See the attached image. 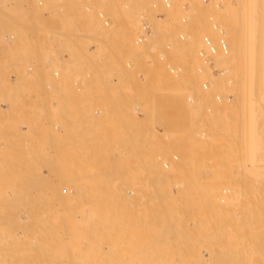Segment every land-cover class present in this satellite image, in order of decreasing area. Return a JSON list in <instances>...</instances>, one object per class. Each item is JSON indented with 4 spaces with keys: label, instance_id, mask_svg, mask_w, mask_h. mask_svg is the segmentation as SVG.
Returning <instances> with one entry per match:
<instances>
[{
    "label": "rangeland",
    "instance_id": "374dc122",
    "mask_svg": "<svg viewBox=\"0 0 264 264\" xmlns=\"http://www.w3.org/2000/svg\"><path fill=\"white\" fill-rule=\"evenodd\" d=\"M170 1L172 3L171 6L166 8L163 5L161 0H0V264H37L41 262H42L41 264L43 263L52 264L53 262H55L53 264L59 263V262H56L57 260L56 258L61 254L60 252L62 251L61 249H64L65 251V247L69 245L70 242H72V240L65 239L66 240L65 241V240L60 239L59 241L61 242H59L55 237H52V239L50 238L49 240L46 239L47 240L46 242L43 239L41 241H44V243L43 242L40 243L39 241L40 236H38L36 233L38 231L33 230L28 225H23V221H22L23 220V205H26L27 193L23 192V177H22L23 176V166L22 164H23V157L26 156L28 159H31V157H36L39 160L37 164L39 165L40 170L43 169V172H45V174L51 172L48 174L49 177L47 175L45 176V179L47 177L46 180H49V181L51 180V183H52V175H54V172L52 171L54 170L52 169L49 171L47 167L48 164H49L50 169L51 168L55 169V167H57L55 166L56 165L55 161L57 160L55 158L61 157L63 155L62 154L61 156H59L61 153L60 150L63 151L62 153H65L66 152L65 150L68 146H69L68 149L72 150L74 148V147L72 148V146H75V144L78 145V146L76 145L77 146L76 150H79L80 152L75 151L74 149L72 150L73 158L71 157V154L69 155L70 158L67 161H69L70 165L68 166H71V164L72 166L66 169H68V171L70 169L71 172H68L65 169L66 172L64 170V173L63 172L62 174L60 173V176H59L58 172L59 170H61L60 168L62 167L63 164H61V167H59V170H58V167L56 168L58 172L55 171V174L57 173L58 176L57 175L56 176L58 178L62 176L63 178H65V180L64 179L59 180L56 177L57 178L56 182L58 183L60 181V184L61 185L63 184L62 186H64L61 189L65 188L67 189L68 194L69 192H71V194L72 193L74 194V196L73 194L71 195V198L73 200V205L76 204L75 207L79 204L78 202H80V204L84 206L83 202L85 203L86 195L90 197L91 193L95 191V188L99 189L98 191L101 192L100 191L101 182H103L101 184H102V187H104V188L101 187V189H106L108 187V186L106 187V185H103L106 180L99 178L100 174L104 175L105 172L106 173L104 176L111 177L112 175L116 176V174L120 176L119 177L121 180L120 182L123 185L121 184L119 187L120 189L118 190L121 191V189H123L121 191L123 193V191H125L126 189L127 190L129 189L127 193L125 191L126 193L125 196L127 195L126 200H129V201L132 200L131 197H133L134 193L131 194L129 193V191L130 189L135 191V188H136L135 192L137 193V195H136V198L135 196L134 198L135 200L137 199V202H138V197H139V201H140L138 202V205L136 206L137 208L136 209L133 208L136 211L137 215H139V216H136V218L137 217H140V218L137 220H135L134 218V220H132L131 218L133 215L130 214V217H131L130 220H132V222L135 221L133 226L134 225L137 226V227L135 226L134 228H137V229L139 228L138 230L133 229L134 231L130 228L132 226L127 227L126 225L125 227V225H123L124 223L128 224L131 222L130 220L128 222V219H126L125 221L123 220V218L125 219L127 218V216L124 217L122 215L123 213L118 214V213H121L119 207H121L120 205L122 203V200L125 199L123 197V194H122L123 199L120 200L121 203L120 202L117 203V205L119 206L118 208H116L118 209V212L117 213L114 212V213H116L115 216H117V214L118 216L117 217L114 216L115 219H113V221L115 224L112 223L113 222L112 221L111 223L114 225V227H111V228L115 229V226L117 224H118L117 227L121 225L122 232L119 230L120 233L119 232L116 233L117 229H120V227L116 228L115 230L113 229V232L115 233V235L118 234L116 238H117V241L121 245H118V242L116 241V239L115 241H113L114 240L113 238L115 237L114 233L111 232L110 235L109 233H106L105 225L104 226H101V225L100 226H96V225L88 226L87 227L88 232H89L88 235L86 234V232L84 231L82 232L81 230V229L85 230L84 229L85 227L78 226L79 227V229H77L78 232H75L77 231L76 230L77 227H74L75 231L73 233H76L74 235L77 237L72 236V239L74 242V243L73 242L71 243L72 246L76 245L75 248L80 247L81 251H83V252L81 251L80 252L81 254L83 253L85 257L87 256L86 253L94 254V252L96 251V254H95L96 256L88 254L90 257L87 256L86 258H84L83 257L84 255L82 254L81 256L83 257V259L80 255L79 256L81 258H78V255L75 256L76 259L78 258L76 262L80 264H86L89 262L90 259H92L91 257H93L94 261L92 259L90 260L91 262L88 264H93L92 262H94V264L99 263L101 262V260L105 258H106L105 259L106 262L108 263H112V264L118 263L119 264L120 260H123L125 262V260L130 258L128 256L132 254L134 257L137 256L139 260L135 258L138 261L137 262L135 260L136 262L135 263L134 259L132 261V259L130 258L132 261L131 264H140L139 262L142 261L141 259H143L145 264H150V262L152 264L154 259H151V261H149L150 257L156 254L157 252H158L157 253L158 255L162 254L161 251L164 249L163 248L161 250L159 249V251H156L159 248L158 246H160L159 243H162V242H159L161 241V238L158 241L157 237H159V235L161 237L164 234L162 232H166L167 231L166 229H168L167 225H169V224L166 225L162 223L164 221L166 222V220H164L165 218L163 219L162 217L163 216L162 214H164L165 212L168 213L167 210L169 208L167 209L166 207H169L171 205L172 207H174L172 204L173 203L172 200L174 201L177 198L178 199L180 198L181 201L179 200L177 203L175 201L174 204H176L175 205L176 209H177V206L180 205L179 203L182 201L185 202V204L184 202H182L183 203L182 206L184 207L186 203H188L185 200L191 201L192 196L195 197V195L198 194L196 197H199L200 195H201L200 197H204V195H206L205 192L207 190H208L207 194H210L211 192H209V190L211 191V189L209 188V186L212 185V189H214V192L212 191L214 195L213 194L212 195L215 198H212L211 194L209 195V197L210 199H214L212 200L213 202L210 201V199H208L209 202H207L208 200L205 199L206 205H203L200 202L202 198L201 199L199 198L200 201L197 200L198 203H196L197 201H195V203L192 204V206L194 207H191V203L189 202L190 204H187L186 206L189 205L190 207L185 206L183 208L181 206V208L183 209L178 208L179 210L184 211L183 213H185L186 215L184 214L183 216L184 217L187 216L185 218L186 220L185 219L182 220L181 218H184V217L178 216L179 214L177 215L178 211L176 212L175 207H174L172 211L176 212L175 214L177 215L178 220L181 219L182 223H184V225H182L183 227L181 225H180L181 227L177 226L178 221L174 223L177 218L175 217L174 212L170 211L168 213L170 214V216H172L171 213L174 214L172 217V219L175 220V221L173 220L174 222L172 221L171 217L165 213L167 216L166 219H169L167 221H170L171 223L169 227L170 230L171 228L174 227L172 223L174 225L177 224L172 229V232L175 229L177 230V228L178 229L181 228V230H178V231L182 232L185 226V230H183L182 235L181 234L179 235L181 236L180 238H182L183 236V238L185 237L187 239L188 237L190 238L193 236L194 238L197 239V240H193L194 238L190 239V240L195 241L194 245L193 243L192 244L190 243L193 241L189 242V239H187L188 242L191 244V246L193 245L194 248L196 247L195 250L193 248V251L190 252L192 247L190 246V244L188 246V244L185 243L187 240L185 238L184 239L186 241L183 238L182 239L179 238L180 240L176 239L177 234L173 235V233H169L171 231L168 230L169 235L172 234L171 236H174V237L172 239V237L170 236L172 240L170 242L168 240L169 235H167V232H166V235L168 236V238L167 236L164 235L169 241L167 243H170V244L166 243V246L172 245L171 249L166 247L167 249L166 253L167 251L169 252L172 249L173 250L171 251V253L174 250H176L175 251L176 253L175 252L174 253L178 257L174 256L176 257L174 258V260L176 259L175 262L177 261L178 262L177 264L181 263V259L183 257L181 258L180 256L185 255V252L188 249H189L188 252L191 254V256L193 255L192 257H195L194 255H196L197 259L200 256L204 260L206 256V259H208V261H206L205 259L203 264H206L207 262L209 263L210 261L213 262L214 264H222V262H220L221 261L220 259H222V261L224 262L223 264L226 263L225 261H227V264H236V262L239 260L241 264L243 262L242 260H245V259H246L244 262L245 264H249V262L250 264L251 263L252 264H255V263L264 264V259H263L264 252H262V250H264L263 248L260 251V253L262 252L261 254L252 253L251 248L249 246H248L247 252H245L244 250L240 251L243 255H241L240 252L237 254L236 253L230 254V252H227V249L234 246L233 244L234 242L231 241L232 238L234 240L235 237L236 238L241 237L240 239L243 238L244 240V238L247 239V237H249V234H252L253 236L250 235V238L256 239L255 236L258 237L256 235L257 234L256 229L258 228L257 226H259L260 224L262 228L259 226L260 228L257 229V231L260 229L258 231L260 234L258 233V235H261L260 238H263L264 236V223H263L264 222L263 220L264 219V208H263L264 207V204H263L264 195H262L264 193L263 191L264 189V186H263L264 185V176H263L264 175V0H241L242 6H243V8L241 9V12L244 14V17H245L244 39L247 41L246 45H247L249 56L247 55V58L245 60L246 62L243 64V67L246 73L245 75L246 83H247L246 88H248V90L245 91L244 95L243 94L238 95V99H240L242 95L243 96L241 97L242 100L241 99L239 100L240 105H238L237 109L240 112H243V113L245 112V116L243 113H241L245 120L243 119L244 121L241 125L243 124L244 125L241 127L239 126L240 128L237 126H223V124H225L224 122L225 117H224V113L220 111L222 109H218L219 106H220L219 108H221V105L219 104L223 103L224 100L225 101L228 100L227 101L228 103L231 102L232 95L234 96V94L231 93V90L228 88V86L226 90L230 94L224 93V91L221 90L223 89L224 86H226V85H223L224 81L222 78H221V82L219 86H217L218 84L214 85L211 83V78L214 76L212 74H215L217 76L219 74V68L215 66L216 68L212 71L214 67L211 68V66H209L208 64H205L207 65V68H205L204 67L205 65H202L204 64L203 63L204 61L201 59L200 56L197 55L198 54L197 49L199 47L196 50H194V52L191 51V53H193L191 56L195 55V59L193 60L187 59L188 57H191L189 56V52H188L190 50H188L187 53L185 52L186 48L188 47V46L186 47L185 43H187V41L189 42V38L188 40L181 41L178 37L179 32L181 31L189 33L188 30L191 29V25L194 22H196L197 20L196 18L199 15L198 13L201 12V9H202V12L205 13L204 19H206V21L209 24V27H208L209 29H207L209 32L210 26H211L210 17L212 13H213L212 16L215 18V12L213 11L211 13L209 11H212L210 7H212L213 5L211 4L212 3L215 4V1L217 2V0H210V1L209 0L207 1L206 0H170ZM202 4L204 5V7L206 4V7L204 8ZM197 8H200V9L198 10ZM196 9L198 10V12H196ZM102 10H104L107 13L110 19V25L105 26L103 21H101L98 14ZM184 16H187L186 22H184L182 19V17ZM190 17L192 20L190 19ZM144 19H148L152 23L150 24V26L152 25L151 26L152 28L148 27V29L146 30L143 29L141 25ZM149 28H151L153 32L151 34H146L145 31H148ZM156 29H157L156 32L159 33V34L156 33L157 35L154 34V31ZM201 32L203 33H200V37H202L205 31H201ZM163 33H165V35ZM168 33L171 35L168 36ZM189 34H188V37H189ZM140 37L143 38L142 42H140L139 45H136L135 40ZM166 37L168 38L166 39ZM168 44H171L170 48L168 47ZM186 54H188V57ZM261 58H262V62L260 60ZM261 63H262V67L260 65ZM167 64H171V65L173 64V66L177 65L178 67H180L181 74L179 73V75L177 76H175V74H171L167 70V67H166ZM259 66L261 68H259ZM199 67L203 69L201 70V73H199L200 72ZM256 68L257 69L259 68V70L257 71ZM244 70H241V72L244 73ZM260 70L261 72H259ZM209 71L212 74H210ZM152 72L153 73L156 72L157 74L154 73L151 76L152 78L148 77V75H145L148 77V78L147 77L145 78L144 74L146 73L152 74ZM255 72L256 74L261 73L260 75L261 77H259V75H257L258 77H256ZM151 74H149V76ZM155 74L157 75V77ZM216 76L214 77L216 78ZM152 81H154V83ZM252 81L254 85H251ZM204 82H208V85H209L208 88L206 89L203 87ZM252 89H254V91H252ZM227 94L229 95L230 99L226 98ZM188 95L194 96L195 102L193 104L188 103L187 101ZM217 96H219V99H217ZM30 113H33V115H35V118ZM45 113L49 114V116H46V117L50 121L48 120V122H46L45 124H39L40 122L37 123L39 120V117L43 116ZM151 116H153L152 118L153 120H155V122H151V123L147 122ZM153 120L151 119V121ZM32 121H33V124H32ZM171 121H173L174 123ZM38 124H39L38 128H36L35 126V132L37 131L36 129H39V130L40 128L43 129V130H40V132H37L40 136H36L37 135L36 133L35 135L31 134L33 133L32 130H34V128L31 129V127L28 128V126H33V125H38ZM189 124L191 125L189 126ZM96 126H98V128ZM100 126L103 128V130L101 128L99 129ZM232 127H236L238 132H239V129L241 130V132L238 133V134L241 133L242 135V136L240 135L238 136L240 137V139L242 137L241 140H239V138L233 137L234 134L232 132V129H233ZM81 128H84V129H81ZM25 129L29 131V133H25L26 132ZM99 130L100 132L103 131V133L101 134ZM115 132L117 133L114 135ZM111 133H113V135L115 136L114 138ZM29 135H32L33 137L36 136L34 139L31 140L30 143L28 142L30 139L27 138L29 137ZM116 137H117V140H116ZM26 138L29 140L26 141ZM23 140H25L24 142H27V143L24 144ZM111 141L114 142V145L116 144L117 149L116 148L114 149V146L112 144L113 142ZM79 147H81L82 149V154H83V150L86 151V152L84 151L85 156L84 155L80 156L81 154L79 153H81V150L78 149ZM136 149H139L140 151ZM106 150L108 153L106 152ZM27 151H31V153ZM43 152L47 153V156L44 157L45 156L44 155L43 157L47 158L50 161L42 157V155L44 154ZM76 152L78 153L77 154L78 156L75 154ZM139 152L141 154H139ZM32 153H33V156L31 155ZM34 154H37V155L34 156ZM73 154H75L76 156ZM102 154H106V156ZM119 154H120L119 159L122 160L121 165L125 167L127 163H129L126 167L131 168V169L128 170L127 168L125 169L121 167V165H119L120 161L119 163L116 162L118 161ZM116 156H117V159H116ZM74 157L76 160L74 159ZM82 157L84 158L82 159L83 161L80 160ZM42 159H44L46 161L45 163L47 164V166L44 164L42 165L44 168L40 166L42 164L41 162ZM154 159L157 162H155ZM52 160H55V161H52ZM70 160L71 161L75 160L74 161L75 165ZM152 160L156 163L157 166H154L153 162H151ZM59 161H63V159ZM59 161H57V165L59 164ZM89 161L91 164L89 163ZM105 161H107V163H105ZM165 162H167L168 164ZM196 162H198V164ZM80 163L83 164L81 165V167H80ZM144 163H146L147 165ZM52 164L55 167L52 166ZM169 164L171 165L168 167L169 169L171 167L170 170H168L167 168V165ZM129 165L133 166V168L130 167ZM66 166L67 165H65V167ZM74 166H77V167L75 168ZM82 166H84V168L86 166V168H89V169L83 170ZM152 166L155 167L157 171ZM79 167L82 169H80ZM140 168H142V170L143 169L146 170L147 172L143 171V173L145 172L143 174ZM158 169L161 171H158ZM40 170L39 172L42 173V171ZM149 170L150 171L154 170V172H150V176H147L148 177L147 178L145 177L146 176L145 174H148ZM74 171L76 172L79 171V175L80 174L83 175L82 178L80 179L79 177H81V175L79 176L78 172L75 173ZM81 171L83 172L85 171V172L83 173ZM126 171L130 176L128 175L126 176V174L123 173ZM67 172H68V175L65 174ZM163 172H165L166 174ZM140 173L143 176H141ZM157 173L160 174L159 175L160 177L158 176L159 179L156 178L157 177L156 175H158ZM161 173L163 174L161 175ZM42 175L44 176V173ZM84 175L85 177H87L84 179L85 182L82 180L84 178ZM102 175L101 177L104 178ZM163 175H166L164 176V178L167 177V175L168 176L171 175L170 178L174 181H172L169 177L166 180L167 182L165 181V179L161 180L162 179L161 176ZM114 176L113 178L111 177L110 181H107V182L111 183L114 181L113 183H116L118 185L119 178L117 177L118 179H116V177L114 178ZM151 176L155 178L152 179L150 178ZM68 177L69 178L72 177L71 180ZM140 177L145 178V179H142ZM200 177H203V178H200ZM205 177L207 180L205 179ZM66 178L70 181H68ZM73 178L75 179L73 180ZM78 178L80 182L78 181ZM96 178H99V181L101 179L100 183L97 181L98 179L96 180ZM129 178L131 179V181L129 180ZM185 178L186 179L188 178V180H186ZM86 179L88 183L86 182ZM112 179H116V180L111 181ZM127 179L130 182L126 181ZM141 179L143 182H141ZM151 180L154 181V184H156L155 186L151 182ZM168 180L169 181L171 180V181L169 182ZM66 181H68V183ZM183 181H185L187 185ZM61 182H64V183H61ZM69 182H71L72 184L71 183L69 184ZM95 182L96 183L98 182L99 184L97 183L96 185ZM107 182L105 183L109 185ZM126 182H128L127 184H130L131 188L130 186H127ZM81 183L82 184L84 183V184L82 185ZM133 183L135 184V187L134 185L132 186ZM136 183H137V186H136ZM148 183L150 184L148 185ZM189 183L190 184L193 183L191 185L193 187H191ZM52 184L55 185L56 183L53 182ZM116 184H115V188L117 190ZM140 184H143V185H140ZM144 184H147L148 188L146 187L147 185L145 186ZM162 184L167 190L161 187L163 186ZM165 184H167L168 186H166ZM61 185L58 186L59 188H57L56 186L55 188L60 189ZM65 185L67 187H65ZM74 185L76 186L74 187ZM113 185L114 184H111L109 185V187H112ZM152 185H153V188H152ZM157 185L160 186V188H157ZM169 185L171 189L169 188ZM71 186L72 188H70ZM82 186L83 187L85 186V187L83 188ZM261 186L262 188H260ZM149 187H151L152 190ZM180 188L182 190V193L180 192ZM203 188H206V189L203 190ZM84 189L86 190L84 191ZM113 189L114 188H111L109 190H111V192H114L115 190ZM168 189L170 191L171 190L174 191L173 192L174 195L171 192L172 196H170V199L172 198L171 199L172 203H170L169 197H167L169 201L167 202L164 201L162 204L160 202L161 201L160 197L163 194L167 195ZM233 189L234 190L237 189L238 191L237 198L235 200L232 197ZM257 189L262 191V194H259L260 191H258ZM109 190L106 189V191H109ZM157 190L159 193H161L162 190H164V192H162L163 194L162 193L157 194ZM165 190L167 191L166 193H165ZM194 190H195V195L194 194L192 195V193H194ZM254 190H257V191H254ZM43 191H45L46 201L44 204H42V208L45 210V207H47L46 209L48 213L55 214L58 204L55 198L52 197V190L50 186L44 185L43 187H41L40 185V188L38 190V195L40 196V193H42ZM98 191L96 190L95 192L98 193ZM142 191L143 192L146 191V193L148 191H152L155 193L150 192V194H148L149 196L148 198V197H143ZM170 191L168 195L170 194ZM185 191L186 192L188 191L187 195H184L186 194ZM81 192H83L84 195L85 194L86 195L84 196L83 193ZM121 192H118V193L120 194ZM255 192L259 194L258 197L255 196L256 194ZM113 194H115L116 196V193H113ZM119 194L117 195L119 196ZM129 194H131L132 196L131 195L128 196ZM152 194H153V198L156 197L157 199L156 198L153 199L150 196ZM175 194L176 196L177 195L179 196L180 194H183V195H180V197L178 196L175 197ZM188 194L192 196L190 197ZM250 194L252 195V198L251 196H248ZM76 195H78V197ZM260 195H262L263 197ZM158 196L160 199L158 198ZM185 196L186 198L184 200ZM129 197L130 199H128ZM165 197L166 196H164V199H167ZM188 197L190 199H187ZM206 197H208V195ZM81 198L83 201L81 200ZM91 198H92V195L90 199ZM144 198L147 200V202L155 200L154 205L153 203L149 204V205H152L153 208L149 207L147 202H144L145 201ZM256 198L257 199L259 198V200H257ZM141 199L142 200L144 199V200L141 202ZM86 200H87V197H86ZM129 201L127 202L125 201V204L126 203L130 204L128 206L135 205L134 202H133L134 204L132 202L128 203ZM250 201L253 202L255 205H259V207L255 205L248 206L247 204L249 205L252 204L250 203ZM210 202L211 204L214 203V205L212 204L213 207L211 206V204L209 205ZM41 203L43 202L40 201L38 203L37 209L40 208ZM139 203H141L142 206L144 204L143 208L142 209L140 208V209L143 210L145 208L144 209L145 214H144V211L142 212L140 209L138 210V207L141 206V204ZM165 203L167 204V206L165 205ZM220 203H222V208L220 207L221 210H219L220 208L215 209V206L218 208V206H220L219 205ZM80 204L77 206V208L80 207V209H82V205ZM125 204L123 205L122 203L123 207L126 210H128L129 208H127ZM145 204H147L146 207H145ZM160 204L165 207H161ZM194 204L195 205L199 204V205H197V208H196ZM155 206L161 207L160 210H159V207L157 210ZM201 206L204 207V210L206 212L202 211L203 207ZM172 207H170V209ZM200 207L202 208L201 210H200ZM164 208H166V211ZM213 208L215 210H218L219 213L218 211L214 212ZM125 209L122 211L125 212ZM184 209H186V212ZM163 210L165 211L164 213H162ZM208 210L212 211V213L210 212L212 215H209L208 213L210 218L207 216ZM182 211H180V215ZM194 211L195 212L197 211V212L194 213ZM221 211H222V215H220ZM130 212H133V211L130 210ZM188 212H189V215L191 214L190 216L191 221L189 220V222L187 221L188 219H190ZM140 213L142 215L144 214V217L146 216V214L151 216V219L153 220L150 221L151 222L150 227H149V224L147 223V221L149 220V217H148V220H147V217L144 220L142 218L143 216L142 215L140 216ZM247 213H249V215ZM253 213H255V215ZM127 214L129 216V213ZM256 214L258 217H256ZM119 215L120 217L123 216V218H120V220L118 219ZM158 215L161 217V219ZM196 215L197 217L195 220L194 217ZM259 215L261 218L259 217ZM90 216L92 218L91 214ZM158 217H159V220H158ZM91 218L89 217L90 222H91ZM155 218H157L156 221H155ZM198 218L200 219L198 220ZM248 219H249V223H248ZM103 220L102 222H104L105 220L108 221V219H105L104 221ZM207 220H209V222H207ZM154 221L157 222V224L155 223L156 225L153 223ZM216 221H219V222H216ZM99 222L102 224L101 220ZM99 222L97 223L98 225H99ZM136 222H138L139 225L143 223L142 224L143 226L142 225L139 226ZM250 222H252L253 224H250ZM80 223L82 222H79V224ZM105 223H109V222L105 221ZM131 223L128 225H131ZM145 224H147V227L150 230H148V228L145 227L146 226ZM230 224H232V226ZM141 226L143 229L141 228L142 230L140 231ZM163 226H165L166 229ZM250 226L253 228H251ZM255 226L257 227L256 229H254ZM103 227H104V232H105L103 233L104 235H106L104 237H102ZM248 227H250L251 229L248 230ZM144 228L145 230H147V232L150 231V234H148L149 232L147 233L146 231H144ZM186 228H188L187 231H186ZM233 228H236L235 230L239 229L238 230L239 232L236 233V231ZM130 229L132 232L129 231ZM156 229L158 230L162 229L163 230V231L161 230L162 235ZM253 229L255 231H253ZM154 230L156 232L157 231L159 232V235L156 237L157 242L159 243L158 244L156 243V245H155L156 240L154 238V235H157V234L156 232L154 233ZM199 230L201 231L199 232ZM78 233H79V236H78ZM121 233L125 235L121 236L122 235ZM133 233L134 234L136 233V237L133 242V244L134 243L135 244L131 246V243L133 240H130L128 242V239L129 237L132 238L131 234L134 235ZM140 233H144L143 236L146 234L150 236L148 238L149 240H146L148 241V243L145 241L146 239L145 237H148V236L143 237L142 234ZM195 233L196 235L199 233L197 237ZM137 234L138 235L140 234L139 235L140 237ZM183 234L184 235L187 234L188 236L187 235L184 236ZM231 234H233L235 237L232 236ZM83 235L85 236V238L81 237ZM108 235L110 237H108ZM124 236L126 237V239L124 238ZM179 236L177 235V237ZM213 236L216 239H214ZM120 237L122 240H120ZM229 237H230V241L232 245H230L231 243L228 239ZM86 238L90 242L91 240L92 241L94 240L93 241L94 244L91 242V245H90L88 244V241L86 242L81 241L82 239L86 240ZM199 238L200 239L208 238L210 242L209 240H206L207 241L206 242L204 239L202 241L203 242L205 241L204 243H208L209 246L207 244H204L201 240H198ZM54 239H56V241ZM211 239H213L214 241ZM223 239L228 240L230 243L229 244L230 246H228V244L226 245L227 242L223 241ZM153 240L154 242H152ZM176 240H179V241L182 240L181 242L184 241L183 243L186 244L184 246L183 243L179 244L180 242L178 241L177 246H179V249L181 252L187 249L183 254L180 252L182 254L180 256L177 253L179 249H176L175 246H174L175 249L173 248V243ZM110 241L112 244L110 243ZM196 241H198L199 246H197L198 243L195 244ZM125 242L127 244H125ZM151 242L154 244V246L158 247L156 248V250H153V249L150 250L151 248L154 247L153 245L150 244ZM200 242H202L203 245H201ZM85 243L87 244L85 246L86 248L82 246V245H85ZM164 243L165 242L163 240V244ZM210 243L212 244V246H214L213 244H216L215 246L217 247L215 246L214 247L219 250L220 249L222 250L226 247L227 248V249L225 248L226 252L222 250V253H228L230 254V257L228 254H224V257L220 256V257H217L218 259L213 258V260H211L212 259L211 256L216 254L219 250L215 252L214 251L215 248H211ZM62 244H65L66 246L63 245L62 247ZM95 244H96V247H95ZM122 244L124 245V247ZM149 245L151 246V248L148 247ZM164 245H162V247H164ZM218 245H219V248H218ZM108 246L110 248L112 247L113 248L116 247V248L115 249L112 248L109 250ZM144 246H146L147 248L145 249ZM92 247L94 248V252H92L93 251ZM140 247H142L144 250L141 248L139 252L138 249L136 248H140ZM208 247L211 249H209ZM53 248L54 249L56 248V249L54 250ZM243 248L245 249V245H243ZM105 249L106 250L108 249V250L106 251ZM117 249L120 250L121 252L117 251ZM147 249L150 250V253ZM125 250L128 256L127 257L124 256L123 257L125 259L124 260L121 258V256L122 254L123 255L125 254L124 252ZM131 250H132V253H131ZM45 251L47 252L45 253ZM58 251L60 253L57 255L56 253H58ZM66 251L64 253H67ZM98 252L100 253V255H97ZM162 252H164L163 254L166 255L165 249ZM64 253L62 251V254ZM107 253L109 254L112 253L116 257L121 254V256L117 257L121 259H119L118 262H115L117 261V258L116 260L115 258H113L114 261L111 260L112 261L111 262L110 260H107L109 256L105 257ZM148 253L149 254L152 253V255H149ZM169 253L167 254L172 256V254H169ZM102 254H104L103 256L105 258L102 257ZM112 254H111V257H112ZM186 254L188 253L186 252ZM54 255H56L57 257ZM146 255L150 256L148 261L146 259L148 258ZM234 255L237 258L236 257L234 258ZM99 256L101 257L100 261L98 260L100 259ZM170 256H168V258ZM239 256L241 257L244 256V257L241 258ZM251 256H252L251 261H249ZM164 257L161 256L162 259ZM185 257H189V256L185 255ZM208 257H210V259ZM52 258H55V259H52ZM87 258H89L88 262H86ZM95 258H97V260ZM79 259L80 261L82 260L83 261L80 262ZM130 259L127 260V262H129ZM170 259L168 260L171 261ZM184 259L185 258L182 259L183 261L182 263H184ZM235 259L237 261H234ZM50 260H52V263L50 262ZM95 260L97 262H95ZM187 260L189 259L188 258L185 259V262H187ZM203 260H199V261L203 262ZM123 261H122V264H124ZM143 261H142V264H144ZM194 261L195 260L193 259L192 262ZM188 262H191V261H188ZM184 264H188V263H184Z\"/></svg>",
    "mask_w": 264,
    "mask_h": 264
},
{
    "label": "bare ground",
    "instance_id": "6f19581e",
    "mask_svg": "<svg viewBox=\"0 0 264 264\" xmlns=\"http://www.w3.org/2000/svg\"><path fill=\"white\" fill-rule=\"evenodd\" d=\"M162 1V3H163V5L167 8V7H170L171 6V1L170 0H168L169 2H170V4L169 5H166L165 3H164V0H161ZM210 1V0H209ZM208 1V2H209ZM220 1V2H219ZM217 0V2L215 1V4L214 3H212L211 5H213L212 7H210V9L212 10V11H209V12H215V19L217 18V22L219 23V24H221L222 25V27L225 29V31H226V38H227V42H228V44H229V48H228V52L227 53H221V52H219V53H217L216 55H215V65L213 66L214 68L212 69V71L217 67V68H219V74L216 76L215 74H212L210 71H209V73L210 74H212V75H214V76H216V78L214 77H212L211 78V83L212 84H218L217 86H219L220 85V82H221V78L223 79V81H224V84L223 85H226V86H222L223 87V89H221V87H220V89L221 90H223L224 91V93H228V94H230L229 92H227V86H228V88L231 90V93L232 94H234V96L232 95V98H231V102H227V101H223V103H221V104H219V105H221V108H219L218 107V109H222V110H220V111H222V113H224V119H225V124H223V126H237V127H241V126H243V125H241L242 123H243V121L245 120L244 118H243V116H242V114L241 113H243V112H240L238 109H237V107H238V105H240V99L242 100V96L245 94V91H247L248 90V88H246V86H247V83H246V77H245V75H246V73H245V70H244V67H243V64L246 62L245 60H246V58H247V55L249 56V53H248V49H247V41L244 39V34H245V17H244V14L241 12V9L243 8V6H242V3H241V0ZM196 2V1H195ZM194 3V2H193ZM195 4H197V3H195ZM203 5V4H202ZM210 5V6H211ZM196 7H197V5H196ZM199 7V6H198ZM203 7H204V5H203ZM205 7H206V4H205ZM204 7V8H205ZM198 10L200 9V8H197ZM196 9V12H198V10ZM208 9V8H207ZM209 9V10H210ZM130 11V10H129ZM131 11H133V10H131ZM190 11V10H189ZM204 11V10H203ZM195 12V11H194ZM205 12V11H204ZM202 12V9H201V12L200 13H198L197 15H198V17L196 18L197 20H196V22H192L193 24L191 25V29H189L188 31H189V33H191V34H189L188 32V34H189V42L187 41V43H185V45H186V47H184V48H186V53H187V51L188 50H190V51H188L189 52V56H191L193 53H191V51H193L194 52V50H196L200 45H199V43H200V33H203V32H201V31H205V33L206 32H208V30L207 29H209L208 27H209V24H208V22L206 21V19H204L205 17H204V15H205V13H203ZM201 14V15H200ZM99 17H100V19H101V21H103V23L105 24V26L106 25H110V19H109V17H108V15H107V13L104 11V10H102V11H100L99 12ZM107 15V16H106ZM197 15H195V16H197ZM211 15V14H210ZM212 15H213V13H212ZM211 15V16H212ZM213 17V16H212ZM183 18V17H182ZM194 18V17H193ZM106 19L108 20V24H106L105 22H106ZM190 19H191V17H190ZM192 20V19H191ZM193 21H194V19H193ZM150 24H152L148 19H144L143 21H142V27H143V29L144 30H146V29H148V27H151L150 26ZM154 26V25H153ZM152 28V27H151ZM151 28H149V30L148 31H145V33L146 34H151L153 31L151 30ZM188 29V28H187ZM187 29H186V31H187ZM207 30V31H206ZM157 31V29L154 31V34H159L158 32H156ZM192 31V32H191ZM166 33V32H165ZM165 33H163L164 35H165ZM186 33V32H185ZM156 34V35H157ZM155 35V36H156ZM169 35H171V34H169L168 33V36ZM167 36V35H166ZM173 36V35H172ZM179 37V36H178ZM168 37H166V39H167ZM146 39V38H145ZM175 39V38H174ZM179 39H180V37H179ZM181 40V39H180ZM188 40V39H187ZM172 41V40H171ZM181 41H183V40H181ZM185 41V40H184ZM260 41V40H259ZM258 41V42H259ZM141 42V41H140ZM140 42H137V39L135 40V44L136 45H139V43ZM263 44V43H262ZM182 45H183V43H182ZM145 46V45H144ZM259 46V45H258ZM196 47V48H195ZM198 50V49H197ZM258 51H259V49H258ZM262 51V50H261ZM195 54V53H194ZM187 55V57H188V54H186ZM198 56H199V54H197ZM259 55V54H258ZM184 56V55H183ZM194 56V57H193ZM193 56H191V57H188L187 59H189V60H193V59H195V55H193ZM261 56V55H260ZM185 57V56H184ZM258 57V56H257ZM257 59V58H256ZM261 60V62H262V58L260 59ZM188 61V60H187ZM256 61H258V60H256ZM184 62H185V60H184ZM202 62V61H201ZM110 63V62H109ZM141 63V62H140ZM204 64H202V65H205V62H203ZM207 64V63H206ZM109 65V64H108ZM173 65V64H172ZM257 65H258V63H257ZM256 65V66H257ZM261 65V67H262V63L260 64ZM174 66H176V67H178L177 65H174ZM209 66H211V65H209ZM216 66V67H215ZM246 66V65H245ZM201 67V66H200ZM199 67V73H201V70H203L202 68H200ZM205 68H207V65H205L204 66ZM203 67V68H204ZM260 66H259V68H261ZM121 68V67H120ZM210 68V67H209ZM211 68H212V66H211ZM259 68L257 69V71L259 70ZM179 69H180V71H181V68L179 67ZM191 69V68H190ZM255 69V70H256ZM241 70H244V73H242L241 72ZM180 71L179 72H177L176 74H175V76H177V75H179V73H180ZM184 71V70H183ZM190 71V70H189ZM208 71V70H207ZM218 71V70H217ZM256 71V72H257ZM157 72V71H156ZM156 72H154V73H156ZM203 72H205V71H203ZM256 72H255V74H256ZM259 72H261V70L259 71ZM123 73V72H122ZM145 73V72H144ZM153 72H152V74L151 73H149V74H151L150 76H149V74H144V76L145 75H148V77H151L153 74H154ZM184 73H186V72H184ZM157 74V73H156ZM155 74V75H156ZM181 74V73H180ZM191 74H192V72H191ZM205 74V73H204ZM255 74H254V76H255ZM223 75V76H222ZM257 75H259V77H261L260 75H261V73L259 74H256V77H258ZM147 76H145V78H146ZM147 77V78H148ZM156 77H157V75H156ZM162 77V76H161ZM208 77V76H207ZM206 77V78H207ZM152 78V77H151ZM150 79V78H149ZM169 79V78H168ZM209 79V78H208ZM133 80V79H132ZM161 80V79H160ZM159 80V81H160ZM248 80V79H247ZM260 80H261V78H260ZM194 81V80H193ZM206 81V80H205ZM153 83H154V81H152ZM205 83V82H204ZM203 83V84H204ZM260 83H261V81H260ZM206 84H207V86H209L208 85V82H206ZM251 85H254V83H253V81H252V83H251ZM203 87H204V85H203ZM226 87V88H225ZM205 88V87H204ZM208 88V87H207ZM251 88V87H250ZM206 89V88H205ZM226 91H225V90ZM233 91V92H232ZM252 91H254V89H252ZM223 94V93H222ZM227 94V99H230V97H229V95ZM241 94H243L241 97H240V99H238V95H241ZM189 96H191L192 97V99H193V101H189L188 100V98H189ZM224 97V98H225ZM229 97V98H228ZM188 98H187V101H188V103H190V104H193L194 102H195V98H194V96L193 95H188ZM217 99H219V96H217ZM177 100V99H176ZM232 100H234V101H232ZM230 101V100H229ZM226 102V103H225ZM216 108V107H215ZM212 109H214V108H212ZM217 109V110H218ZM214 111V110H213ZM216 112V111H215ZM221 113V114H222ZM30 114H32L33 115V113H30ZM219 114V113H218ZM244 114V116H245V112L243 113ZM46 116H49V114H47V113H45L43 116H41V117H39V120H38V122L37 123H39V124H45L46 122H48V120L49 119H47V117ZM33 117L35 118V115H33ZM153 116H151L149 119H150V121H149V119H148V121L147 122H155V120H153V118H152ZM38 118V117H37ZM176 118V117H175ZM151 119L153 120V121H151ZM181 119V118H180ZM183 119V118H182ZM244 119V120H243ZM31 120H33V119H31ZM37 120V119H36ZM50 121V120H49ZM200 121V120H199ZM228 121V122H227ZM146 122V123H147ZM171 122H173V121H171ZM174 123V122H173ZM176 123V122H175ZM190 123V122H189ZM32 124H33V121H32ZM34 124H35V122H34ZM39 124L38 125H33V126H28V128L29 127H31V129H33L34 128V130H32V132L33 133H31V134H34L35 135V133L37 134L36 136H40L37 132H40V130H43V129H41L40 128V130L39 129H36L37 131L35 132V126H36V128H38V126H39ZM203 124V123H202ZM206 124V123H205ZM176 125V124H175ZM181 125V124H180ZM191 124H189V126H190ZM207 125V124H206ZM209 125V124H208ZM173 126V125H172ZM185 126V125H184ZM196 126H198V125H196ZM85 127V126H84ZM93 127V126H92ZM97 128H98V126H96ZM239 127V128H240ZM27 128V129H28ZM86 128V127H85ZM102 129L103 130V128L100 126L99 127V129ZM233 129H232V132H233V137L234 138H239V140H241L242 139V137H241V139H240V137H238L239 135L240 136H242L241 135V133L240 134H238L239 132H241V130L239 129V132H238V130H237V128L236 127H232ZM30 129V130H31ZM81 129H84V128H81ZM242 129V128H241ZM26 130V129H25ZM25 130H23V131H25ZM80 130V129H79ZM89 130V129H88ZM106 131V130H105ZM99 132H100V130H99ZM113 132V131H112ZM25 133H29V131H27L26 130V132ZM74 133H75V131H74ZM98 133V132H97ZM101 134L103 133V131H101L100 132ZM110 133V132H109ZM117 132H115L114 133V135L116 134ZM209 133V132H208ZM83 134H84V132H83ZM99 134V133H98ZM100 134V135H101ZM112 135H113V133H111ZM244 134V133H243ZM26 135V134H25ZM113 135V138L115 137ZM27 136V135H26ZM36 136H32V135H29V137H27V138H29V139H27L26 138V141H28L29 143L31 142V140L32 139H34ZM85 136V135H84ZM76 137V136H75ZM86 137H87V135H86ZM111 137V136H110ZM109 137V138H110ZM112 138V139H113ZM195 138V137H194ZM197 138H199V137H197ZM213 138H215V137H213ZM221 138V137H220ZM98 139V138H97ZM116 140H117V137H116ZM194 140V139H193ZM198 140V139H197ZM25 140H23V142H24ZM237 141V140H236ZM111 142H113V141H111ZM110 142V143H111ZM25 143H27V142H24V144ZM76 143V142H75ZM113 144V146H114V149L116 148V144L114 145V142L112 143ZM77 144H75V146H76ZM83 145V144H82ZM118 145V144H117ZM75 146H72V150H74L75 149V151H79V150H76L77 149V146H76V148H75ZM28 147H30V146H28ZM65 147V146H64ZM112 147V146H111ZM66 148V147H65ZM69 148V146L66 148V152L65 153H62L63 151L62 150H60L61 151V153H60V155L59 156H61L62 154V158L61 157H57V158H55V159H57L56 161L55 160H52V161H55V163H56V165L55 166H57L58 167V170H59V167H61V164H63L62 165V167L60 168L61 170H59V172H58V170L56 169L57 167H55L53 164H52V166H54L55 167V169L54 168H49V164H48V166H47V164L45 163L46 161L44 160V159H47V158H44V157H46L47 156V153L46 152H43L44 154L42 155V157L44 158V159H42L43 161H44V163H43V161L41 160V162H42V164L40 165V166H42L43 164L44 165H46L47 167H48V170L50 171V170H54V171H52V172H54V175H52V183L53 182H55L56 184L55 185H53L52 183H51V180L49 181V180H46L47 179V177H46V179H45V176L47 175L48 176V174L49 173H51V172H49V171H47V172H49V173H47V174H45V172H43V169H42V167H41V169L42 170H40V167H39V165L37 164L38 162H39V160L36 158V157H31V159H28L26 156L25 157H23V164H22V166H23V192H25V193H27V196H26V205H23V225H28V226H30L33 230H36V231H38V232H36L37 233V235L38 236H40V243L41 242H43L44 243V241L46 242L47 240L46 239H48L49 240V238L50 239H52V237H55L58 241L60 240V239H62V240H65V239H71L72 240V242H73V239H72V236H75L74 234H76V233H73L75 230V228L74 227H77L76 228V230L77 229H79V227L78 226H81V227H85L84 229L85 230H83V229H81L82 230V232L84 231V232H86V234L88 235L89 234V232H88V229H87V227L88 226H92V225H96V226H104L105 225V227H106V229H105V231H106V233H109V235H110V233L112 232V233H114L113 232V229L111 228V227H114V225L112 224V223H114V221H113V219H115L114 218V216L116 215V213L118 212V209H116V208H118L119 206L117 205V203L118 202H120V200H122L123 198H122V194H123V197L125 198L124 200L127 202V201H129V200H126V198H127V195L125 196V194L127 193V191L129 190H125L126 191V193H125V191H123V193L121 192L123 189H121V191H119L118 189H120L119 187H120V185L122 184L120 181V176H118L117 174H116V176H114V175H110L112 178H113V176H114V178L116 177V179H118L119 178V182H118V185L116 184V183H113L114 181L113 180H116V179H112L111 181H113V182H111V183H108L107 181H110V179H111V177H108V176H104L105 175V173H104V175H102V174H100L98 171V173L100 174V176H99V178H101V179H104V180H106L105 182H107L109 185H111V184H114L112 187H109V185H107L105 182H104V184L103 185H106V189L107 190H109V189H111V188H114L113 190H115L114 192H111V190H109V191H106V189H101V187H102V184L101 183H103V182H101L100 183V181H101V179H100V181H99V178H96V180L100 183V185H101V187H100V191L101 192H99L98 190L99 189H97V188H95V191L97 190L98 191V193H96L95 191L93 192V193H91V195H92V198L90 199V197H91V195H90V197H88L86 194V197H87V200H86V197H85V203L83 202V204H84V206L82 205V204H80V202H78L80 205H82V209H80V207H78L77 208V206L79 205H77L76 207H75V205H73V200H72V198H71V195L73 194H71V192H69V194L67 193V189H61V188H63L64 186H62L61 184H60V179H64L65 180V178H63V176L62 177H57L58 175H57V173L55 174V171L56 172H58V174H59V176H60V173L62 174V172L64 173V170L66 169V168H68V167H71L72 166V164H71V166H68V165H70V163H69V161H67V160H69V155L71 154V157L73 158V156H72V150H69L68 149ZM68 149V150H67ZM78 149H80L81 150V153H79V154H81L80 156H82V155H84V151L85 150H83V154H82V149H81V147H79ZM113 149V148H112ZM117 149V148H116ZM27 150H28V148H27ZM29 150H30V148H29ZM99 150V149H98ZM120 150V149H119ZM136 150H138V151H140L139 149H136ZM245 150V149H244ZM69 151H71V152H69ZM238 151V150H237ZM27 152H30L31 153V151H27ZM59 152V151H58ZM58 152H56V153H58ZM80 152V151H79ZM86 152V151H85ZM95 152H97V151H95ZM103 152V151H102ZM106 152H107V150H106ZM244 152H246V151H244ZM33 153H35V152H33ZM33 153L31 154L32 156H33ZM37 153V152H36ZM46 153V154H45ZM69 153V154H68ZM108 153V152H107ZM111 153V152H110ZM120 153V152H119ZM65 154V155H64ZM76 155L78 154L77 152L75 153ZM75 154H73V155H75ZM91 154V153H90ZM94 154V153H93ZM100 154V153H99ZM139 154H141L140 152H139ZM25 155V154H24ZM35 155H37V154H34V156ZM68 155V156H67ZM75 155V156H76ZM102 155H104V156H106V154H102ZM78 156V155H77ZM79 156V157H80ZM85 156V155H84ZM83 156V157H84ZM117 156H118V154H117ZM117 156H116V159H117ZM66 157H68V158H66ZM81 158L80 160L81 161H83L82 159H84V158ZM59 158H61V159H59ZM65 158V159H64ZM86 158V157H85ZM99 158V157H98ZM120 158V154H119V157H118V161H116V162H118L119 163V161H120V163H119V165H121V162H122V160L121 159H119ZM63 159V161H59V160H62ZM74 159H75V157H74ZM94 159V158H93ZM103 159V158H102ZM101 159V160H102ZM48 160V159H47ZM73 160V159H72ZM76 160V159H75ZM74 160V161H75ZM155 160V159H154ZM48 161H50V160H48ZM57 161H59V164L57 165ZM71 161V160H70ZM74 161H71L73 164H74ZM78 161V160H77ZM76 161V162H77ZM80 161V162H81ZM149 161V160H148ZM62 162V163H61ZM68 162V163H67ZM103 162V161H102ZM151 162H153V164H154V166H157L156 165V163L155 162H157L156 160H155V162L152 160ZM159 162V161H158ZM51 163V162H50ZM53 163V162H52ZM67 163V164H66ZM79 163V162H78ZM84 163V162H83ZM89 163H90V161H89ZM105 163H107V161H105ZM104 163V164H105ZM118 163H116V164H118ZM127 163V162H126ZM126 163H125V165H126ZM137 163V162H136ZM150 163V162H149ZM163 163V162H162ZM165 163H167V162H165ZM197 164H198V162H196ZM85 164V163H84ZM91 164V163H90ZM97 164V163H96ZM129 163H127V165H128ZM144 164H146V163H144ZM168 164V163H167ZM171 164V163H170ZM167 165V168L169 167V166H171V165ZM60 165V166H59ZM65 165H67L66 167H65ZM75 165V164H74ZM81 165H83V164H81L80 163V167H81ZM87 165V164H86ZM92 165H93V163H92ZM126 165V166H127ZM147 165V164H146ZM152 165V164H151ZM79 166V165H78ZM100 166V165H99ZM109 166V165H108ZM123 167L122 165H121V167H123V168H127V167ZM130 166V165H129ZM128 166V167H129ZM135 166V165H134ZM150 166V165H149ZM199 166V165H198ZM64 167V168H63ZM75 168L77 167V166H74ZM73 167V168H74ZM79 167V168H80ZM83 167V170L84 169H89V168H86V166H85V168H84V166H82ZM98 167V166H97ZM118 167V166H117ZM130 167H132L133 168V166H130ZM146 167H148V166H146ZM153 167V166H152ZM159 167V166H158ZM157 167V168H158ZM44 168V167H43ZM46 168V167H45ZM99 168V167H98ZM112 168V167H111ZM120 168V167H119ZM122 168V169H123ZM143 168V167H142ZM142 168H140L141 170H142ZM154 169H155V167H153ZM173 168V167H172ZM63 169V170H62ZM80 169H82V168H80ZM109 169V168H108ZM121 169V168H120ZM128 170L129 169H131V168H127ZM146 169V168H145ZM148 169V168H147ZM159 169H161V168H159ZM158 169V171H161V170H159ZM170 169H171V167H170ZM169 168H168V170H170ZM39 170L40 171H42V173L41 172H39ZM67 171H68V169H66ZM66 170H65V172H66ZM72 170H74V169H72ZM77 170H79V169H77ZM86 170V171H87ZM92 170V169H91ZM156 170V169H155ZM163 170V169H162ZM166 170V169H165ZM167 170V171H168ZM227 170V169H226ZM229 170V169H228ZM61 171V172H60ZM104 171H106V170H104ZM143 171H145V172H147L146 170H142L141 172L143 173ZM157 171V170H156ZM164 171V170H163ZM68 172H71L70 171V169H69V171ZM68 172L67 173H65L66 175H68ZM75 173H77L78 172V175H79V171H74ZM73 172V173H74ZM81 172H83V171H81ZM85 172V171H84ZM83 172V173H84ZM91 172V171H90ZM95 172V171H94ZM96 172V173H97ZM129 172H131V171H129ZM144 172V173H145ZM149 173V175L148 174H145L146 176L145 177H147V176H150V172H154V170H152V171H148ZM193 172H194V170H193ZM212 172V171H211ZM227 172V171H226ZM44 173V176L42 175ZM102 173V172H101ZM112 173H113V171H112ZM123 173H125L126 174V176L128 175V176H130L128 173H127V171L126 172H123ZM143 173V174H144ZM163 173H165V172H163ZM163 173H161V175L163 174ZM168 173V172H167ZM172 173V172H171ZM215 173V172H214ZM228 173V172H227ZM88 174V173H87ZM90 174V173H89ZM141 174V173H140ZM139 174V175H140ZM158 174V173H157ZM166 174V173H165ZM57 175V176H56ZM65 175V176H66ZM81 175V174H80ZM79 175V176H80ZM101 175L104 177V178H102L101 177ZM123 175V174H122ZM152 175V174H151ZM160 174H158V175H156L157 177L156 178H158V176H159ZM193 175H195V174H193ZM69 176H71V175H69ZM73 176V175H72ZM74 176H75V174H74ZM78 176V177H79ZM82 176L83 175H81V177H79L80 179L82 178ZM141 176H143L142 174H141ZM164 176H166V175H163V176H161V180H164L165 179V181L167 180V178L169 177H171V175L170 176H168L167 175V177H165L164 178ZM197 176H198V174H197ZM264 176V175H263ZM49 177V176H48ZM59 179L58 181V183H59V185H61L60 186V189H56L55 188V186L57 187V188H59L58 186V183L56 182V179L57 178ZM67 177V176H66ZM106 177V178H105ZM118 177V178H117ZM132 177V176H131ZM160 177V176H159ZM176 177V176H175ZM69 178V177H68ZM72 178V177H71ZM71 178H69L70 180H71ZM79 178H78V181H79ZM85 178H87V177H85V175H84V178L82 179L84 182H85ZM122 178H123V176H122ZM140 178H142V177H140ZM148 178V177H147ZM150 178H152V179H154L152 176L150 177ZM190 178V177H189ZM194 178V177H193ZM200 178H203V177H200ZM211 178V177H210ZM239 178V177H238ZM242 178V177H241ZM9 179V178H8ZM14 179V178H13ZM67 179V178H66ZM75 178H73V180H74ZM109 179V180H108ZM142 179H145V178H142ZM142 179H141V182H143L142 181ZM159 179V178H158ZM171 179V178H170ZM175 179V178H174ZM186 179V178H185ZM205 179H206V177H205ZM22 180V179H21ZM68 180V179H67ZM70 180H68V181H70ZM81 180V181H82ZM91 180V179H90ZM95 180V181H96ZM123 180V179H122ZM129 180L131 181V179L129 178ZM128 179L126 180V181H129ZM172 180V179H171ZM170 180V181H171ZM176 180V179H175ZM186 180H188V178L186 179ZM207 180V179H206ZM215 180V179H214ZM61 181H63V180H61ZM68 181H66L67 183H68ZM129 181V182H130ZM145 181V180H144ZM157 181V180H156ZM158 181H160V180H158ZM169 181V180H168ZM169 181V182H170ZM172 181H174V180H172ZM190 181V180H189ZM196 181V180H195ZM194 181V182H195ZM204 181V180H203ZM216 181V180H215ZM11 182V181H10ZM72 182V181H71ZM71 182H69V184L71 183ZM75 182V181H74ZM77 182V181H76ZM80 182V181H79ZM86 182L88 183V181H87V179H86ZM94 182V181H93ZM97 182V183H98ZM133 182H134V180H133ZM137 182V181H136ZM139 182V181H138ZM148 182H150V181H148ZM151 182L154 184V181H152L151 180ZM167 182V181H166ZM176 182V181H175ZM184 183H185V181H183ZM191 182V181H190ZM193 182V181H192ZM205 182H207V181H205ZM210 182V181H209ZM61 183H64V182H61ZM96 183V182H95ZM97 183H96V185H97ZM98 183V184H99ZM128 182H126V184H127ZM151 183V184H152ZM157 183V182H156ZM160 183V182H159ZM165 183V182H164ZM163 183V184H164ZM248 183V182H247ZM66 184V183H65ZM72 184V183H71ZM77 184V183H76ZM82 184V183H81ZM80 184V185H81ZM84 184V183H83ZM82 184V185H83ZM115 184L117 185L116 187H117V190H116V188H115ZM125 184V183H124ZM150 183H148V185H149ZM161 184V183H160ZM162 184V185H163ZM186 184V183H185ZM190 184V183H189ZM193 184V183H192ZM192 184H190V186L192 185ZM204 184V183H203ZM237 184V183H236ZM241 184V183H240ZM239 184V185H240ZM244 184V183H243ZM40 185H41V187H43L44 185L45 186H50V188H51V190H52V197L53 198H55V200H56V202H57V209H56V212H55V214H50V213H48L47 212V207H45V210L42 208V204H44L45 203V201H46V195H45V191H43L42 193H40V196L38 195V190H39V188H40ZM68 185V184H67ZM79 185V184H78ZM123 185V184H122ZM134 185V187H135V184L133 183L132 184V186ZM140 185H143V184H140ZM145 186L147 185V184H144ZM148 185L146 186L147 188H148ZM156 184H154V186H155ZM166 186H168L167 184H165ZM187 185V184H186ZM185 185V186H186ZM73 186V185H72ZM72 186L70 187V188H72ZM76 185H74V187H75ZM94 186V185H93ZM127 186H130V184H127ZM126 186V187H127ZM136 186H137V183H136ZM151 186V185H150ZM178 186V185H177ZM197 186V185H196ZM238 186V185H237ZM264 186V185H263ZM4 187V186H3ZM65 187H67L66 185H65ZM69 187V186H68ZM78 187V186H77ZM83 187V186H82ZM85 187V186H84ZM83 187V188H84ZM125 187V188H126ZM139 187V186H138ZM161 187H163L164 189H166L165 187H164V185L163 186H161ZM180 187V186H179ZM191 187H193V186H191ZM206 187V186H205ZM239 187V186H238ZM82 188V189H83ZM92 188V187H91ZM94 188V187H93ZM102 188H104V187H102ZM123 188V187H122ZM128 188V187H127ZM130 188H131V186H130ZM151 190H152V188H153V185H152V188L151 187H149ZM157 188H160V186H158L157 185ZM169 188H170V185H169ZM195 188V187H194ZM193 188V189H194ZM199 188H200V186H199ZM209 188L211 189V191L209 190V192H211L210 194L212 195H214V193H212V191L214 192V189H212V185H210L209 186ZM228 188V187H227ZM253 188H254V186H253ZM260 188H262V186L260 187ZM259 188V189H260ZM13 189V188H12ZM81 189V190H82ZM134 189V188H133ZM143 189H145V188H143ZM142 189V190H143ZM156 189V188H155ZM171 189V188H170ZM204 189H206V188H203V190ZM240 189V188H239ZM14 190V189H13ZM86 189H84V191H85ZM102 190H104V191H102ZM138 190V189H137ZM148 190V189H147ZM161 190V189H160ZM167 190V189H166ZM165 190V193L167 192ZM185 190V189H184ZM183 190V191H184ZM192 190V189H191ZM190 190V191H191ZM196 190V189H195ZM195 190H194V193H192V195L194 194L195 195ZM200 190V189H199ZM201 190H202V188H201ZM241 190V189H240ZM258 190V189H257ZM257 190H254V191H257ZM69 191V190H68ZM71 191V190H70ZM79 191V190H78ZM83 191V192H84ZM135 191H136V188H135ZM134 190H131L130 189V191H129V193H131V194H133V197H131L132 198V200H130L128 203H135V205H132V206H128V205H130V204H125V201L124 200H122V203H123V205L125 204L126 205V207L127 208H129L128 210H126L124 207H123V205H122V203H121V205H120V203H119V205L121 206V207H119V209H120V211H121V213H118V214H122L124 217H126L127 216V218H123V216L122 217H120V215H119V220H120V218H123V220L125 221L126 219H128V222H129V220H130V214L131 215H133L132 216V220H134V218H135V220H137V219H139L140 217H137L136 218V216H139V215H137V213H136V211L134 210V209H136L137 207V205H138V202H140L139 201V197H138V202H137V199L135 200V198H136V195H137V193L135 192ZM169 189H168V192H167V195H164L162 192H164V190H162V194L164 195V196H166L165 198H167V197H169V200H170V203H172L173 204V206L175 207V210H176V212H177V215L178 216H182V217H184L183 215L185 214V213H183L184 211H182V210H179L178 208H181V206H182V202H184V201H182V202H180L179 204L180 205H178L177 206V209H176V204H174L175 203V201H176V203L180 200V198L178 199H176V200H172V202H171V199H170V196H172L171 195V192L173 193L174 191H170V194L168 195V193H169ZM208 191V190H207ZM207 191L205 192V194L206 195H204V197H206L207 195H208V197H206V198H204V197H196L198 194H196L195 195V197H193L192 195V200L190 201H188V200H185V198H186V196L184 197V200L186 201V202H188V203H186V205L187 204H190L191 203V207H194V206H192V204L193 203H195V201H197V200H199L200 201V199H201V203L203 204V205H206V203H205V199H210V197H209V195L210 194H207ZM258 191H260V190H258ZM263 191H264V189H263ZM83 192H81V193H83ZM118 192H121L120 194L118 193ZM150 192L151 193H155V192H152V191H148L147 193H146V191L145 192H143L142 191V194H143V197H148L149 198V196H148V194H150ZM180 192L182 193V190H181V188H180ZM186 192V191H185ZM184 192V193H185ZM204 192V191H203ZM202 192V193H203ZM215 192H216V190H215ZM223 192V191H222ZM113 193H116V196H115V194H113ZM146 193V194H145ZM161 193H159L158 192V190H157V194H161ZM187 193H188V191L186 192V194H184V195H187ZM237 193H238V191H237V189L236 190H232V197H233V199L235 200L236 198H237ZM241 193H243V192H241ZM256 193V192H255ZM3 194V193H2ZM1 194V195H2ZM6 194H7V192H6ZM87 194H88V192H87ZM90 194V193H89ZM117 194H119V196H121V197H119ZM131 194H129L128 196H130ZM176 194H178V193H176ZM176 194H175V197H177L176 196ZM200 194V193H199ZM204 194V193H203ZM259 194H262V191H260V193ZM258 193H256L255 194V196H257L258 197V195H259ZM4 195V194H3ZM83 195H84V193H83ZM82 195V196H83ZM84 195V196H85ZM145 195H147V196H145ZM161 196L160 198H159V196H158V198L161 200L160 202L163 204V202L165 201V202H167V201H169L168 200V198L167 199H164V196ZM173 195H174V193H173ZM180 195H183V194H180ZM180 195L178 196V197H180ZM189 195V194H188ZM212 195V198H215L214 196ZM254 195V194H253ZM262 195H264V193L262 194ZM262 195H260V196H262ZM12 196V195H11ZM73 196H74V194H73ZM72 196V197H73ZM77 197H78V195H76ZM81 196V197H82ZM119 198H118V197ZM132 196V195H131ZM134 196H135V198H134ZM152 198H153V194L152 195H150ZM190 196V195H189ZM190 196V197H191ZM248 196H251V198H252V195L250 194V195H248ZM8 197V196H7ZM10 197V196H9ZM142 197V198H143ZM174 197V196H173ZM263 197V196H262ZM12 198V197H11ZM83 198V197H82ZM82 198H81V200H82ZM89 198V199H88ZM156 198V197H155ZM155 198H153V199H155ZM182 198H183V196H182ZM200 198V199H199ZM6 199V198H5ZM128 199H130V197L128 198ZM145 199V198H144ZM143 199V200H144ZM152 199V200H153ZM157 199V198H156ZM158 199V200H159ZM164 199V200H163ZM175 199V198H174ZM187 199H190L189 197L187 198ZM248 199V198H247ZM254 199V198H253ZM253 199H251V200H253ZM257 199V198H256ZM261 199V198H260ZM136 202H135V201ZM142 199H141V202L143 201ZM212 200H214V199H210V201H212ZM249 200H250V198H249ZM257 200H259V198L257 199ZM262 200V199H261ZM260 200V201H261ZM43 202V203H41V206H40V208L39 209H37V205H38V203L39 202ZM83 201V200H82ZM86 201H87V203H86ZM181 201V200H180ZM263 201H264V199H263ZM90 202V203H89ZM144 202H147V200L145 199V201ZM150 202V203H149ZM190 202V203H189ZM199 202V203H200ZM207 202H209V200L207 201ZM213 202V201H212ZM237 202V201H236ZM249 202V201H248ZM247 202V203H248ZM255 202V201H254ZM257 202H259V201H257ZM133 203V204H134ZM137 203V204H136ZM151 203H153V205H154V203H155V200L154 201H148L147 202V204L149 205V204H151ZM196 203H198V201L196 202ZM250 203H252V204H247L248 206H252V205H255L253 202H251L250 201ZM139 204H141V203H139ZM147 204H145V207H146V205ZM184 204H185V202H184ZM201 204V205H202ZM211 204V202L209 203V205ZM213 205H214V203H212ZM212 204H211V206H212ZM246 204V203H245ZM264 204V203H263ZM86 205H88V206H86ZM90 205H91V207H90ZM157 205V204H156ZM161 205V204H160ZM165 205L167 206V204L165 203ZM185 205V206H186ZM195 205V204H194ZM197 205H199V204H197ZM197 205H195L196 206V208H197ZM209 205H208V207H209ZM217 205V204H216ZM220 206H218V208L215 206V209H219L220 207L222 208V203H220L219 204ZM233 205V204H232ZM140 206V205H139ZM143 206H144V204H143ZM143 206H142V204H141V206L140 207H138V210L141 208H143ZM169 206V205H168ZM184 206V207H185ZM189 206V205H188ZM188 206H186V207H188ZM228 206H229V204H228ZM231 206V205H230ZM240 206V205H239ZM255 206H258L259 207V205H255ZM75 207V208H74ZM84 207V208H83ZM86 207V208H85ZM149 207H151V208H153L152 207V205H149ZM149 207H148V209H149ZM156 208H157V210H158V207L159 206H155ZM161 207H165V206H163V205H161ZM161 207H159V210H160V208ZM170 207H172V205L171 206H169V207H166L167 209L169 208L170 209ZM174 207H172L170 210L168 209L167 210V212L169 213L170 211L171 212H174V211H172L173 209H174ZM183 207V206H182ZM183 207V208H184ZM190 207V206H189ZM201 207H203V206H201ZM200 207V210L202 209ZM213 207V206H212ZM235 207V206H234ZM20 208V207H19ZM123 208V209H122ZM134 208V209H133ZM166 208H164L165 209V211H166ZM183 208H181V209H183ZM206 208H207V206H206ZM211 208V207H210ZM210 208H208V209H210ZM221 208L219 209V210H221ZM225 208V207H224ZM223 208V209H224ZM227 208V207H226ZM257 208V207H256ZM264 208V207H263ZM76 209H78V210H76ZM83 209H85V210H83ZM92 209V210H91ZM124 210L125 209V212H123L122 210ZM133 209V210H132ZM140 209V210H141ZM145 209V208H144ZM144 209L143 210H141L142 212L144 211ZM187 209V208H186ZM186 209H184L185 210V212H186ZM214 209V208H213ZM214 209V212L215 211H218V210H215ZM249 209V208H248ZM117 210V211H116ZM130 210L131 211H133V212H130ZM137 210V211H138ZM155 210V209H154ZM157 210H156V212H157ZM254 210H256V209H254ZM258 210V209H257ZM127 211H129V212H127ZM164 210H163V212L162 213H164L165 212ZM180 211H182V213H181V215H180ZM202 211H205L204 210V207H203V210ZM248 211H250V210H248ZM78 212V213H77ZM114 212H116V213H114ZM141 212V213H142ZM150 212V211H149ZM153 212V211H152ZM151 212V213H152ZM176 212H174V214L176 213ZM197 212V211H196ZM195 211H194V213H196ZM206 212V211H205ZM212 213V211H207V216L210 218V216L209 215H212L211 213ZM232 212V211H231ZM243 212H245V211H243ZM255 212V211H254ZM126 213V214H125ZM127 213H129V216H128V214ZM133 213V214H132ZM134 213H136V214H134ZM140 213V216L142 215ZM147 213V212H146ZM166 213V212H165ZM164 213V214H165ZM168 213H166V214H168ZM200 213V212H199ZM208 213H209V215H208ZM218 213H219V211H218ZM221 214L220 215H222V211L220 212ZM223 213H225V212H223ZM250 213V212H249ZM249 213H247L248 215H249ZM263 213V212H262ZM90 214L92 215V218H91V216H90ZM118 214H117V216H118ZM144 214H145V211H144ZM144 214L142 215L143 217V219L145 220L146 219V217H147V220H148V217H149V220L147 221V223L149 224V227H150V221H152L153 219H151V216H149L148 214H146V216L144 217ZM154 214V213H153ZM164 214H162L161 216L163 217V219L164 220H166V222L164 221V222H162V223H164V224H169V225H167L168 227V229H166V227L165 226H163V227H165V229L167 230L166 232H167V235H169V233H173V235H175V234H177L178 236L181 234L182 235V233H183V230H185V226H184V228H183V230H182V232L181 231H178V230H181V226L182 225H184V223H182V221H181V219L183 220V219H185L186 217H184V218H181V219H179L178 220V217H177V215L175 214V217H177L176 218V221L174 220V219H172V217H173V213H171V215L172 216H170V214H168L170 217H171V219H172V221L174 222V223H176L177 221V224H175V225H177V226H180L179 228L180 229H178L177 228V226H176V228H177V230L175 229V230H173V232H172V229L175 227V225L172 223V225L174 226L173 228H171V230H170V225H171V223H170V221H167V220H169V219H166V214L164 215ZM206 214V213H205ZM246 214V215H247ZM252 214V213H251ZM254 215H255V213H253ZM135 215V216H134ZM148 215V216H147ZM152 215V214H151ZM155 215V214H154ZM186 215V214H185ZM188 215H189V212H188ZM224 215V214H223ZM233 215V214H232ZM117 216H115V217H117ZM159 216V215H158ZM169 216H168V218H169ZM191 216V214L189 215V217ZM194 216V215H193ZM199 216V215H198ZM231 216V215H230ZM243 216H244V214H243ZM89 217L91 218V222H90V220H89ZM154 217V216H153ZM160 217V216H159ZM159 217H158V220H159ZM196 217H197V215L194 217L195 218V220H196ZM200 217H201V215H200ZM205 217V216H204ZM223 217V216H222ZM228 217V216H227ZM249 217V216H248ZM256 217H258L257 216V214H256ZM259 217H260V215H259ZM193 218V219H194ZM214 218V217H213ZM224 218V217H223ZM226 218V217H225ZM254 218V217H253ZM252 218V219H253ZM261 218V217H260ZM105 219H108V221L107 220H105L106 222H109V223H105V221L104 220ZM156 219L157 218H155V221H156ZM160 219H161V217H160ZM192 219V220H193ZM200 218H198V220H199ZM204 219V218H203ZM206 219V218H205ZM212 219V218H211ZM216 219H217V217H216ZM240 219V218H239ZM101 220V222H102V220L104 221V222H102V224L99 222ZM132 220H130L131 222H132ZM186 220V219H185ZM189 220L191 221V217H190V219H188L187 221L189 222ZM221 220V219H220ZM247 220V219H246ZM256 220V219H255ZM264 220V219H263ZM113 221V222H112ZM118 221V220H117ZM116 221V222H117ZM123 221V222H124ZM153 222L154 224L156 223L157 224V222ZM161 221V220H160ZM163 221V220H162ZM180 221H181V223H180ZM242 221V220H241ZM253 221V220H252ZM79 222H82V223H80L79 224ZM84 222V223H83ZM99 222V225L97 224ZM112 222V223H111ZM130 222V223H131ZM134 222L135 221H133L132 223H131V225H128V224H130V223H128V224H123V225H125V227H126V225H127V227H129V226H132V227H130L132 230L134 229H137V228H134L136 225H134L133 226V224H134ZM146 222V221H145ZM207 222H209V220H207ZM216 222H219V221H216ZM240 222V221H239ZM254 222V221H253ZM77 223V224H76ZM105 223V224H104ZM118 223V222H117ZM126 223H127V221H126ZM137 224H138V222H136ZM160 223V222H159ZM158 223V224H159ZM202 223V222H201ZM211 223V222H210ZM209 223V224H210ZM246 223V222H245ZM248 223H249V219H248ZM259 223V222H258ZM264 223V222H263ZM79 224V225H78ZM115 224V223H114ZM143 223H141L140 225H142ZM153 224V225H154ZM155 224V225H156ZM203 224V223H202ZM215 224V223H214ZM232 224H233V222H232ZM232 224H230L231 226H232ZM236 224V223H235ZM250 224H253L252 222H250ZM260 224V223H259ZM82 225H84V226H82ZM139 225V224H138ZM139 225V226H140ZM146 226V228H148L147 227V224H145ZM118 226V224L115 226V229L116 228H119L120 227V229H117V232L116 233H120V231H121V225L119 226V227H117ZM143 226V225H142ZM142 226L140 227V231L143 229L142 228ZM188 226V225H187ZM186 226V227H187ZM226 226V225H225ZM244 226V225H243ZM253 226V225H252ZM260 227H261V224L259 225ZM259 226H257L258 228H260ZM123 227V226H122ZM137 227V226H136ZM156 227V226H155ZM172 227V226H171ZM183 227V226H182ZM251 227V226H250ZM248 227V230H250L251 228H253V227ZM256 226H255V228L254 229H256L257 228ZM90 228V227H89ZM94 228V227H93ZM109 230H108V229ZM124 228V227H123ZM142 228V229H141ZM154 228V227H153ZM257 228V229H258ZM262 228V227H261ZM103 229V231H102V233L104 232V227L102 228ZM114 229V230H115ZM126 229V228H125ZM124 229V230H125ZM131 229L129 230V231H131ZM139 229V228H138ZM137 229V230H138ZM160 229V228H159ZM187 229L188 228H186V231H187ZM190 229V228H189ZM225 229V228H224ZM232 229V228H231ZM234 230L236 229V228H233ZM253 229V231H255ZM257 229H256V232H257V236L259 237H256L255 236V238L256 239H252V238H250V235L251 236H253L252 234H249V237H247V239L246 238H244V240H243V238L242 239H240L241 237H239V238H236L233 234H231L232 236H234L235 237V239L233 240V238H232V242H234L233 244H234V246H232V247H230L229 249H227L226 247V249H227V252H230V254H234V253H239L241 250H244L245 252H247V250H248V246L251 248V252L252 253H260V251L262 250V248L264 249V236H263V234H262V236H263V238H260V236L261 235H258V231L260 230H258L257 231ZM80 230V231H81ZM111 230V231H110ZM120 230V231H119ZM133 230V231H134ZM148 230H150L149 228H148ZM156 230H158V229H156ZM162 230V229H161ZM161 230H158L160 233L163 231H161ZM168 230H170L171 232H169L168 233ZM203 230V229H202ZM205 230H206V228H205ZM223 230V229H222ZM233 230V231H234ZM239 230V229H238ZM238 230H235L236 231V233L237 232H239ZM262 230V229H261ZM144 231H146L147 232V230H145V228H144ZM152 231H153V229H152ZM157 231V232H158ZM165 231V230H164ZM175 231V232H174ZM177 231V232H176ZM185 231V232H186ZM201 230H199V232H200ZM230 231H232V230H230ZM75 232H78V230L77 231H75ZM93 232V231H92ZM122 232V231H121ZM125 232V231H124ZM132 232V231H131ZM139 232V231H138ZM149 232V233H148ZM147 233L148 234H150V231H148ZM156 231L154 230V233H155ZM156 232V234L157 235H154V238H155V240H156V242H155V245H156V243L158 244L159 242H162V243H159V245L160 246H158V247H156V246H154V244L152 243V242H154V240L150 243L151 245H153L152 247L153 248H151V246L149 245L148 247H150L149 249L150 250H156V248H158L156 251H159V249L161 250V249H165V253H166V247L167 248H172V245H167L166 246V243L167 242H171L172 240H171V237H172V239H173V237L174 236H171V235H169V238H168V236L166 235V232H162V233H164L163 235H162V233H161V235L163 236V237H165V236H167V238H168V240H167V238H166V240H165V238H163L162 236L160 237V235H159V232L157 233ZM180 232V233H179ZM190 232V231H189ZM188 232V233H189ZM198 232V231H197ZM213 232V231H212ZM215 232V231H214ZM252 232V231H251ZM99 233H100V231H99ZM105 233V232H104ZM104 233H103V236L102 237H104V236H106V235H104ZM128 233V232H127ZM137 233V232H136ZM136 233L134 234V235H132L131 234V236H132V238L131 237H129V239H128V242L130 241V240H133L132 241V243H131V246L132 245H134L133 244V242H134V239H135V237H136ZM153 233V232H152ZM151 233V234H152ZM230 233V232H229ZM263 233V232H262ZM90 234H91V232H90ZM95 234V233H94ZM122 234V233H121ZM130 234V233H129ZM140 234H142V236H143V234L144 233H140ZM139 234V235H140ZM148 234H146V235H144V236H148ZM192 234H193V232H192ZM191 234V235H192ZM199 234V233H198ZM197 234V235H198ZM242 234V233H241ZM244 234V233H243ZM260 234V233H259ZM87 235H86V237H87ZM98 235V234H97ZM108 235V237H110ZM112 235V234H111ZM114 235H115V233H114ZM118 234H116L115 235V237L113 238L114 240L113 241H115V239H116V241H117V238H116V236H117ZM123 235H125V234H122L121 236H123ZM138 235V234H137ZM138 235V236H139ZM159 235V237H157ZM165 235V236H164ZM177 235H176V239H179L181 236H179V237H177ZM184 235V234H183ZM185 235H187V234H185ZM184 235V236H185ZM195 235H196V233H195ZM197 235H196V237H197ZM230 235V236H231ZM245 235V234H244ZM78 236H79V233H78ZM127 236V235H126ZM134 236V237H133ZM143 236V237H144ZM171 236V237H170ZM188 236V235H187ZM59 239H58V238ZM75 237H77V236H75ZM81 237H84L85 238V236L83 235V236H81ZM81 237H79V238H81ZM90 237V236H89ZM96 237V236H95ZM98 237V236H97ZM140 237V236H139ZM150 236H148V237H145L144 239H145V241L146 240H149L148 238H149ZM158 238V241L160 240V238H161V241H159V242H157V238ZM214 237V236H213ZM212 237V238H213ZM123 238V237H122ZM124 238L126 239V237L124 236ZM131 238V239H130ZM154 238H152V239H154ZM182 238H183V236H182ZM182 238H180V239H182ZM185 238V237H184ZM183 238V239H184ZM193 239L194 237L192 236V237H188L187 239H189V242L190 241H193V240H197L196 238H194L193 240H190V239ZM44 239V241H41V240H43ZM56 239H54L55 241H56ZM90 239V238H89ZM102 239V238H101ZM111 239H112V237H111ZM110 239V240H111ZM124 239V240H125ZM164 240V244H163V240ZM179 239V240H180ZM186 239V238H185ZM184 239V240H185ZM186 239V240H187ZM209 240L210 239V237H209V239L207 238V239H205V238H202V239H198V240ZM214 239H216L215 237H214ZM218 239V238H217ZM226 239H227V237H226ZM229 239V241H230V237L228 238ZM80 240V239H79ZM104 240V239H103ZM108 240H109V238H108ZM119 240V239H118ZM120 240H122L121 239V237H120ZM119 240V241H120ZM179 240H176L174 243H173V248H174V246H175V248L176 249H179V246H177V243H178V241ZM185 240V241H186ZM211 240H213V239H211ZM57 241V242H58ZM66 241V240H65ZM76 241H78V240H76ZM81 241H84V242H86V241H88V239L86 238V240L84 239H82ZM94 241V240H93ZM92 240H91V242L94 244V242H93ZM112 241V240H111ZM111 241H110V243H111ZM112 241V242H113ZM144 241V242H145ZM151 241V240H150ZM182 241V240H181ZM181 241H179L180 243L179 244H182L183 242H181ZM204 241V242H205ZM214 241V240H213ZM216 241V240H215ZM223 241H226L227 243H226V245L228 244V246H230V245H232V243H231V241H230V243H229V241L228 240H224L223 239ZM59 242H61V241H59ZM63 242V241H62ZM69 242V241H68ZM72 242H70V244L69 245H65V244H62V247H63V245L64 246H66L65 247V251L67 252V253H64L65 251H64V249H61L62 251H63V253L64 254H62V251H60L61 252V254L57 257L56 255H54V256H56L55 258L57 259L56 260V262H59V263H57V264H80V263H78V262H76V260L78 259V258H81L82 256V254H81V252H83V251H81V249H80V247H78V248H75L76 247V245L75 246H72ZM90 241H88V244H90L91 245V242L89 243ZM97 242V241H96ZM118 242V241H117ZM124 242V241H123ZM147 243H148V241H146ZM188 242V240L185 242V243H187L188 244V246H189V244L191 243H193V245H194V242L195 241H193V242H190L189 243ZM203 242V241H202ZM202 242H200L201 243V245H203L202 244ZM203 242V243H204ZM207 242V241H206ZM209 242H210V240H209ZM65 243V242H64ZM74 243V242H73ZM104 243H105V241H104ZM104 243H103V245H104ZM108 243V242H107ZM109 243V244H110ZM143 243V242H142ZM146 243V244H147ZM185 243H183L184 244V246L186 245ZM198 243V241H196V243L195 244H197ZM214 243H216V242H214ZM81 244H83V243H81ZM112 244V243H111ZM117 244V243H116ZM124 244V243H123ZM122 244V245H123ZM125 244H127L126 242H125ZM167 244H170V243H167ZM175 244V245H174ZM178 244V245H179ZM191 244H190V246H191ZM204 244H207L208 246H209V244L208 243H204ZM230 244V245H229ZM18 245V244H17ZM42 245V244H41ZM80 245V244H79ZM87 244L85 243V245H82L83 247H85ZM106 245V244H105ZM108 245V244H107ZM118 245H121L119 242H118ZM117 245V246H118ZM144 245H145V243H144ZM162 245H164V247H162ZM191 246L192 248H191V250H190V252L191 251H193V248H194V246ZM210 247L211 248H215V247H217V246H215L216 244H213L214 246H212V244L210 243ZM222 245V244H221ZM243 245H245V249L243 248ZM30 246V245H29ZM53 246V245H52ZM57 246V245H56ZM81 246V245H80ZM102 246V245H101ZM110 246V245H109ZM108 246V247H109ZM141 246V245H140ZM147 246V245H146ZM146 246H144V248L146 249L147 247ZM171 246V247H170ZM178 248H177V247ZM183 246V247H184ZM197 246H199V243H198V245ZM225 246V245H224ZM31 247V246H30ZM54 247V246H53ZM59 247V246H58ZM57 247V248H58ZM94 247V246H93ZM92 247V248H93ZM95 247H96V244H95ZM105 247V246H104ZM103 247V248H104ZM107 247V248H108ZM111 247V246H110ZM109 247V250L110 249H112V248H110ZM123 247H124V245H123ZM136 247H137V245H136ZM143 247V246H142ZM142 247H140V248H136V249H138V251L140 252V250H141V248ZM207 247V246H206ZM33 248V247H32ZM49 248V247H48ZM61 248V247H60ZM82 248V247H81ZM86 248V247H85ZM84 248V249H85ZM87 248H88V246H87ZM91 248V247H90ZM116 248V247H115ZM115 248H113V249H115ZM118 248H120V247H118ZM126 248V247H125ZM129 248V247H128ZM174 248V249H175ZM181 248V247H180ZM196 248V247H195ZM195 248H194V250H195ZM209 248V247H208ZM211 248H209V249H211ZM218 248H219V245H218ZM220 248H222V247H220ZM225 248L224 249H222L223 251H225L226 252V250H225ZM54 249V248H53ZM56 249V248H55ZM54 249V250H55ZM59 249V248H58ZM57 249V250H58ZM83 249V250H84ZM97 249V248H96ZM132 249V248H131ZM134 249V248H133ZM143 249V248H142ZM149 249H147L148 251H149V253H150V250ZM164 249L162 250V251H164ZM56 250V251H57ZM106 250V249H105ZM105 250H103V251H105ZM108 250V249H107ZM106 250V251H107ZM135 250V249H134ZM144 250V249H143ZM169 250V249H168ZM173 250V249H172ZM171 250V251H172ZM182 250H184V249H182ZM187 249H185L184 251H180V249H179V251L177 252L178 254H179V256L180 255H182L185 251H186ZM189 250V249H188ZM188 250L186 251L188 254H186V252H185V255L187 256H189V257H185V255H183V256H180L181 258L183 257V258H185V259H189V260H187V262H185V259H184V263H188V264H191V262H192V260L194 259L195 261L194 262H192V264L193 263H195V264H203L204 263V260L206 259V256H205V259L203 260L202 259V257H198V259H197V256L196 255H194L195 257H192L191 256V254L188 252ZM213 250V249H212ZM212 250H210V251H212ZM219 249H216L215 248V252L216 251H218ZM222 250L220 249L217 253H219V254H214L213 256H211L210 254V256L212 257V259L211 260H213V258H216V259H218L217 257H220V256H223L224 257V254H228V253H222ZM48 251V250H47ZM47 251H45V253L47 252ZM58 251V253H56L57 255L60 253ZM81 251V252H80ZM92 251V250H91ZM90 251V252H91ZM100 251V250H99ZM114 251V250H113ZM116 251V250H115ZM117 251H120V250H118L117 249ZM128 251V250H127ZM161 251V253L163 254L164 252H162ZM171 251H167V253H169V254H172V256H170V255H168L167 253H166V255L165 254H154V255H152V253L151 254H149V255H152L151 257L149 256V255H146L148 258H146L147 259V261H148V259H149V257H150V260L149 261H151V259H154L153 260V262H152V264H177L178 262L176 261L175 262V260H174V258H176V257H174V256H177V255H175V251L176 250H174L172 253H171ZM244 251H243V253H244ZM88 252V251H87ZM92 252H94V248H93V251ZM109 252V251H108ZM121 252V251H120ZM125 252V254L123 255L122 254V256H121V254L119 255V256H121V258L122 259H124L123 257L125 256V257H127L128 255L126 254V250L124 251ZM130 252V251H129ZM135 252H137V251H135ZM154 252V251H153ZM175 252V253H174ZM182 254H181V253ZM196 252V251H195ZM262 252H264V250H262ZM261 252V253H262ZM102 253V252H101ZM123 253V252H122ZM128 253V252H127ZM131 253H132V250H131ZM130 253V254H131ZM145 253H146V251H145ZM173 253H174V255H173ZM194 253V252H193ZM202 253V252H201ZM260 253V254H261ZM87 254V256L88 257H90L89 255H93V256H96L95 254H96V251L94 252V254H91V253H86ZM89 254V255H88ZM109 253H107V255L105 256V257H107V256H109L108 258H107V260H113L114 261V259L113 258H115V260H116V258L117 257H119V256H115V255H113L112 253V257H111V254H109ZM144 254V253H143ZM190 254V255H189ZM195 254V253H194ZM198 254V253H197ZM203 254V253H202ZM201 254V255H202ZM230 254H228L229 255V257H230ZM240 254L241 255H243L241 252H240ZM259 254V255H260ZM264 254V253H263ZM262 254V255H263ZM78 255V258L76 259V257L75 256H77ZM81 257H80V256ZM84 255V254H83ZM97 255H100V253L98 252V254ZM104 254H102V257L103 258H105L104 256H103ZM132 255V254H131ZM128 256V257H130L131 259H132V261H133V259H134V262H135V260L137 259V260H139L138 258H137V256L136 255H138V254H136L135 256L136 257H134L133 255L132 256ZM145 255V254H144ZM164 255H165V257H164ZM170 256L169 258H168V256ZM217 255H219V256H217ZM244 255H245V253H244ZM252 255V254H251ZM86 256V257H87ZM115 256V257H114ZM161 256L162 257H164L163 259L161 258ZM253 256V255H252ZM252 256L250 257V259H249V261H251V258H252ZM41 257V256H40ZM39 257V258H40ZM44 257V256H43ZM84 258H86L85 257V255L83 256ZM83 257H82V259H83ZM100 257V256H99ZM99 257H97V258H99ZM112 259H111V258ZM132 257H134V258H132ZM142 257V256H141ZM178 257V256H177ZM190 257H192V258H190ZM236 256L234 255V258H235ZM239 257H241V256H239ZM244 257V256H243ZM243 257H241V258H243ZM262 257V256H261ZM33 258V257H32ZM50 258V257H49ZM48 258V259H49ZM55 258H52V259H55ZM92 259H93V257H91ZM97 258H95L96 260H97ZM121 258H117V261H115V262H118V260L119 259H121ZM130 258H126L127 260H129ZM136 258V259H135ZM140 258V257H139ZM171 258V259H170ZM180 258V259H181ZM182 258V259H183ZM199 258H201V259H199ZM209 259H210V257H208ZM237 258V257H236ZM47 259V258H46ZM81 259V260H82ZM92 259H90V260H92ZM106 259V258H105ZM105 259H103V260H101V257H100V259H98L99 261L101 260V262H102V264L103 263H105L106 262V260ZM131 259H130V261L129 262H127V260H125V262L123 261V260H120L119 261V264H122V261L124 262V264L126 263H129V264H131ZM168 259H170L171 261H172V263H171V261H169ZM182 259H181V263L180 264H184V263H182L183 261H182ZM197 259V260H196ZM261 259V258H260ZM263 259H264V257H263ZM42 260V259H41ZM43 260H45V259H43ZM88 260H89V258H87V260H86V262H88ZM89 260V262L88 263H90L91 261ZM95 260V262H97ZM104 260H105V262H104ZM136 260V261H137ZM142 261H143V259H141ZM199 260H203V262H200ZM221 261L220 262H222V264L224 263L223 261H222V259H220ZM246 260V259H245ZM245 260H242L243 262L242 263H244L245 262ZM254 260V259H253ZM49 261V260H48ZM55 261V260H54ZM73 261H75V262H73ZM79 261H80V259H79ZM83 261V260H82ZM82 261H80V262H82ZM93 261H94V259H93ZM142 261L141 262H139L140 264H142ZM188 261H191V262H188ZM199 263H198V262ZM206 261H208V259H206ZM206 261H205V263H206ZM234 261H237L236 259L234 260ZM248 261V262H249ZM256 261H257V259H256ZM37 262H38V260H37ZM50 262L52 263V260H50ZM49 262V263H50ZM101 262H99L100 264H101ZM112 262V261H111ZM133 262V263H134ZM138 262V261H137ZM226 263L225 264H227V261H225ZM232 262V261H231ZM254 262V261H253ZM42 263V262H41ZM41 263H37V264H41ZM53 263H55V262H53ZM52 263V264H53ZM85 263V262H84ZM88 263H86V264H88ZM93 264H94V262H92ZM99 263H96V264H99ZM106 263H108V262H106ZM105 263V264H106ZM136 263V262H135ZM143 263H144V261H143ZM149 263V262H148ZM212 264L213 262H207L206 264ZM215 263H217V262H215ZM219 263V262H218ZM230 263V262H229ZM233 263V262H232ZM237 263H239L240 264V260L239 261H237L236 262V264ZM241 263V264H242ZM260 263V262H259ZM44 264V263H43ZM46 264V263H45ZM108 264H112V263H108ZM114 264V263H113ZM118 264V263H117ZM145 264V263H144ZM150 264H151V262H150ZM214 264V263H213ZM245 264V263H244ZM249 264H250V262H249ZM252 264V263H251ZM255 264H258V263H255ZM262 264V263H261Z\"/></svg>",
    "mask_w": 264,
    "mask_h": 264
},
{
    "label": "built area",
    "instance_id": "2783aa9c",
    "mask_svg": "<svg viewBox=\"0 0 264 264\" xmlns=\"http://www.w3.org/2000/svg\"><path fill=\"white\" fill-rule=\"evenodd\" d=\"M207 1V0H206ZM164 3L166 5H169L170 2L168 0H164ZM183 21L186 22L187 16H184ZM210 30L209 32H206L202 35L200 38V46L198 48V54L201 57V59L207 63L208 65H211L212 67L215 65V55L219 52L221 53H227L228 52V42L226 38V31L225 29L216 21L214 17H210ZM106 24H108V20L106 19ZM179 37L181 40H187L188 34L184 31L179 32ZM142 37L137 39V42H142ZM168 47H171V44H168ZM167 70L171 74H176L180 71L179 67L173 66L171 64L166 65ZM205 88H207L206 82L203 84ZM189 101H193L192 97L189 96Z\"/></svg>",
    "mask_w": 264,
    "mask_h": 264
}]
</instances>
